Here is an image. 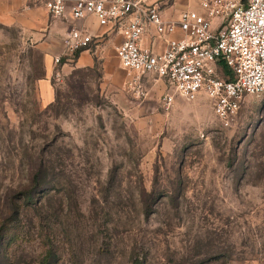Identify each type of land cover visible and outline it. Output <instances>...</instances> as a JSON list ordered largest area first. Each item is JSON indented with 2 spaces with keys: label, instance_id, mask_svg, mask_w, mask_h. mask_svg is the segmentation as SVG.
Wrapping results in <instances>:
<instances>
[{
  "label": "rangeland",
  "instance_id": "rangeland-1",
  "mask_svg": "<svg viewBox=\"0 0 264 264\" xmlns=\"http://www.w3.org/2000/svg\"><path fill=\"white\" fill-rule=\"evenodd\" d=\"M41 42L0 26V231L21 205L14 264L48 249L57 264H264V94L227 127L205 95L164 108L167 84L135 85L116 48L66 72ZM5 240L0 264L10 226Z\"/></svg>",
  "mask_w": 264,
  "mask_h": 264
},
{
  "label": "built area",
  "instance_id": "built-area-1",
  "mask_svg": "<svg viewBox=\"0 0 264 264\" xmlns=\"http://www.w3.org/2000/svg\"><path fill=\"white\" fill-rule=\"evenodd\" d=\"M69 1L51 0V16L63 18L70 9L75 19L95 16L101 26L121 32L117 55L122 68L133 73L135 85H142L148 75L163 80L168 86L162 99L167 110L177 96L194 100L205 95L228 127L246 96L264 94V0H200L201 10H182L178 20H165L159 1ZM150 28L157 36H170L164 50L142 45ZM178 30L182 36H172ZM93 41L86 29L72 27L55 63L73 62Z\"/></svg>",
  "mask_w": 264,
  "mask_h": 264
},
{
  "label": "crops",
  "instance_id": "crops-1",
  "mask_svg": "<svg viewBox=\"0 0 264 264\" xmlns=\"http://www.w3.org/2000/svg\"><path fill=\"white\" fill-rule=\"evenodd\" d=\"M50 1L0 0V26L17 25L24 29L30 37L42 39L41 44L46 48L47 55H51V53L61 55L63 53V40L72 27L86 29L94 36V41L88 49L80 51L75 57L74 67L76 68L93 67L96 60L110 54L113 48L117 50V47L123 42L121 32L112 30L110 26H101L95 16L75 19L71 15L70 9H68L63 18L52 17L49 10ZM150 1H159L162 5V15L165 20H178L179 13L182 10L197 9L186 7L188 6L187 2L182 0ZM72 2L73 0L69 1V3ZM172 36H182V32L178 30ZM168 38L170 36H157L154 28H150L143 37L142 45L156 51H162L166 48ZM67 65L69 64L65 63L62 70L69 72L71 69Z\"/></svg>",
  "mask_w": 264,
  "mask_h": 264
},
{
  "label": "trees",
  "instance_id": "trees-1",
  "mask_svg": "<svg viewBox=\"0 0 264 264\" xmlns=\"http://www.w3.org/2000/svg\"><path fill=\"white\" fill-rule=\"evenodd\" d=\"M80 51L76 53V56L79 54ZM222 67L225 72H228V69L224 64H222ZM36 175H39V172L36 173ZM37 178V177H36ZM18 199H23L25 200V203L31 202L33 199V193L30 191H20L16 193ZM24 203V204H25ZM36 206V205H35ZM149 212V210H147ZM22 209L21 205L15 204L13 207V211L10 215V220L6 223H2V231H0V248L3 247L4 243H6V236L9 231V226H10V264H14L13 260V249L12 247L15 246L19 241L23 240L24 238V230L22 227ZM3 224H5L3 226ZM6 226V227H5ZM8 227V228H7ZM8 250V249H7ZM8 253V252H7ZM139 259L137 258L134 264H139ZM38 264H57V256H56V251L48 249L47 254L41 258L38 261Z\"/></svg>",
  "mask_w": 264,
  "mask_h": 264
}]
</instances>
